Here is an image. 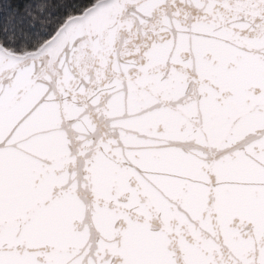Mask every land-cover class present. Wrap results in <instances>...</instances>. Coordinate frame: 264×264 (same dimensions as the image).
<instances>
[{
    "label": "snow or ice",
    "instance_id": "snow-or-ice-1",
    "mask_svg": "<svg viewBox=\"0 0 264 264\" xmlns=\"http://www.w3.org/2000/svg\"><path fill=\"white\" fill-rule=\"evenodd\" d=\"M0 264H264V0H0Z\"/></svg>",
    "mask_w": 264,
    "mask_h": 264
}]
</instances>
